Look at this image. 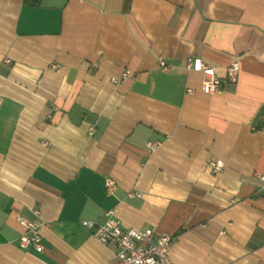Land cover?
Listing matches in <instances>:
<instances>
[{
    "label": "crops",
    "instance_id": "0c3cea01",
    "mask_svg": "<svg viewBox=\"0 0 264 264\" xmlns=\"http://www.w3.org/2000/svg\"><path fill=\"white\" fill-rule=\"evenodd\" d=\"M32 1L0 0V264H117L82 224L110 209L176 264H264V0Z\"/></svg>",
    "mask_w": 264,
    "mask_h": 264
},
{
    "label": "built area",
    "instance_id": "2783aa9c",
    "mask_svg": "<svg viewBox=\"0 0 264 264\" xmlns=\"http://www.w3.org/2000/svg\"><path fill=\"white\" fill-rule=\"evenodd\" d=\"M57 68V66H54ZM160 68L168 71L174 68L166 60L160 59ZM187 69L198 70L203 73L202 91L207 94H216L223 88L222 80L216 75L215 68L206 65L201 59L189 58ZM240 70L239 58L233 60L227 67L228 79L236 82ZM130 72L124 73L123 79L129 76ZM116 81L117 79L114 78ZM192 88L187 89V93H193ZM93 132V129L90 130ZM159 145L158 142H149V150H154ZM211 167L215 172L221 171L224 167V161L215 160L211 162ZM257 176L263 182L264 174L257 173ZM116 188L115 182L107 178L105 189L108 193H113ZM139 195V194H137ZM39 214L40 210L35 209ZM107 219L102 222L92 220H83L82 224L91 231L102 244H113L117 264H176L171 256L173 246V236L170 234H156L152 228L144 230L130 228L123 229L121 221L116 217L114 209L106 212ZM16 221L23 226L24 231L18 238V245L23 250H35L42 252L44 249L43 236L41 234V223L32 221L18 214Z\"/></svg>",
    "mask_w": 264,
    "mask_h": 264
},
{
    "label": "trees",
    "instance_id": "16d2710c",
    "mask_svg": "<svg viewBox=\"0 0 264 264\" xmlns=\"http://www.w3.org/2000/svg\"><path fill=\"white\" fill-rule=\"evenodd\" d=\"M38 1H39V0H33L32 2H33V3H37Z\"/></svg>",
    "mask_w": 264,
    "mask_h": 264
}]
</instances>
